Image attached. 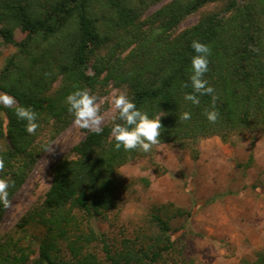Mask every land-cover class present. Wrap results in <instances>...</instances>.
Wrapping results in <instances>:
<instances>
[{
    "label": "trees",
    "instance_id": "obj_1",
    "mask_svg": "<svg viewBox=\"0 0 264 264\" xmlns=\"http://www.w3.org/2000/svg\"><path fill=\"white\" fill-rule=\"evenodd\" d=\"M217 2L219 9L174 34L188 15ZM0 40L15 49L0 70V92L32 108L40 124L29 135L12 109L0 107L5 161L0 177L14 182L10 201L44 146L72 120L65 98L74 90L95 94L109 83L123 89L149 115L166 113L160 120L161 144L195 155L200 140L229 142L264 132V0H0ZM193 40L211 48L205 78L218 97L215 123L204 115L210 96H201L199 105L184 100L191 92L184 84ZM185 112L190 119H181ZM111 127L112 121L99 135L87 131L53 165L42 201L16 225L21 238L0 239V264H174L166 258L176 241L170 220L189 216L179 208L164 214L166 206L159 207L150 216L154 234L126 239L116 250L96 229L95 222L116 208V170L153 151L116 150ZM5 210L0 206V222ZM30 230L40 236H30ZM96 242L102 244V257L92 251ZM239 264H264V249Z\"/></svg>",
    "mask_w": 264,
    "mask_h": 264
},
{
    "label": "rangeland",
    "instance_id": "obj_2",
    "mask_svg": "<svg viewBox=\"0 0 264 264\" xmlns=\"http://www.w3.org/2000/svg\"><path fill=\"white\" fill-rule=\"evenodd\" d=\"M165 2L150 6L143 17ZM220 7V2L212 3L188 15L174 34ZM20 36L17 31L15 38ZM14 51L13 46L0 40V70ZM119 92L124 90L109 83L95 93L101 127L112 121V98ZM87 131L71 120L50 141L51 151L44 150L36 159L12 197L11 206L6 208L0 222V239L21 238L23 234L16 227L21 216L42 201L51 183L53 165ZM114 179L116 208L107 213L105 220L95 222L111 250L120 248L126 239L135 242L139 237L153 235L156 228L150 223V216L161 206H166L161 211L164 214L166 209L175 208L189 213L170 220L176 241L166 257L168 262L239 264L242 259L253 260L255 253L264 249V132L244 133L229 142L218 137L200 140L196 155L161 144L150 156L118 168ZM27 232L40 236L39 231ZM92 251L102 257V244H93Z\"/></svg>",
    "mask_w": 264,
    "mask_h": 264
},
{
    "label": "clouds",
    "instance_id": "obj_3",
    "mask_svg": "<svg viewBox=\"0 0 264 264\" xmlns=\"http://www.w3.org/2000/svg\"><path fill=\"white\" fill-rule=\"evenodd\" d=\"M193 55L190 62V75L184 87L191 88V92L184 95V100L192 105L200 104L201 96L211 97V106L204 115L207 121L215 123L219 117L216 110L215 89L205 78L209 71V56L211 48L209 45L198 40L191 42ZM67 111L72 117V123L79 129L89 130L97 135L104 129L100 126L102 116L97 104V97L89 89L74 90L65 98ZM15 106V107H14ZM0 107L12 109L18 121L24 123V130L29 135H35L40 127L38 114L30 107L18 105L13 96L0 93ZM112 109L115 113L112 117L111 136L113 146L116 150L130 152L133 150L143 153L151 152L161 144V117L166 115L158 111L155 115H149L142 111L132 101L127 93L119 92L112 98ZM181 119H190V113L182 114ZM45 151H51L48 145L44 146ZM5 169V161L0 157V172ZM14 185L11 178L0 177V206L8 208L11 206L9 200V189Z\"/></svg>",
    "mask_w": 264,
    "mask_h": 264
}]
</instances>
